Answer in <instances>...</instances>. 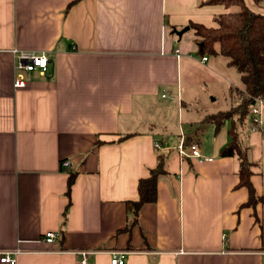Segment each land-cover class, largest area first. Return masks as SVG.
Returning <instances> with one entry per match:
<instances>
[{"label": "crops", "instance_id": "obj_1", "mask_svg": "<svg viewBox=\"0 0 264 264\" xmlns=\"http://www.w3.org/2000/svg\"><path fill=\"white\" fill-rule=\"evenodd\" d=\"M207 1L0 0V264H10L5 251L16 264H78L80 249L98 251L90 264H111L108 250L127 251L126 264H264V205L241 207L239 159L221 154L233 121H203L222 110L209 100L218 78L231 105L244 89L226 58L201 53L190 26L216 27L238 8ZM244 1L264 14V0ZM16 49L47 52L52 72H27L15 87ZM183 68L207 95L184 86ZM239 131L262 195L264 134ZM183 136L213 160L183 159ZM159 150L158 200L132 224L128 201ZM50 231L61 238L47 242Z\"/></svg>", "mask_w": 264, "mask_h": 264}, {"label": "trees", "instance_id": "obj_2", "mask_svg": "<svg viewBox=\"0 0 264 264\" xmlns=\"http://www.w3.org/2000/svg\"><path fill=\"white\" fill-rule=\"evenodd\" d=\"M207 2L238 8L218 16L216 27H206L197 23H191L190 26L196 30L201 53L226 58L229 66L241 75L244 89L242 91L235 89L240 98L238 104L208 114L203 121L215 123L217 127L227 119L233 121L230 129L231 141L222 148L221 154L239 159L240 180L237 187H246L249 191V198L241 207H255L259 203L264 205V194L258 195L252 182L256 163L251 158V148L239 131L240 128L250 124V111L254 98L264 97V14L251 10L244 0H208ZM166 158L167 154L159 150L157 166L150 169L147 177L139 180V200L128 201L129 210L134 215L132 224L138 223L140 211L145 204L155 203L158 200L159 182L167 174ZM74 180L75 176L72 175L68 182L69 196ZM70 205L71 202L67 205L65 217Z\"/></svg>", "mask_w": 264, "mask_h": 264}, {"label": "built area", "instance_id": "obj_3", "mask_svg": "<svg viewBox=\"0 0 264 264\" xmlns=\"http://www.w3.org/2000/svg\"><path fill=\"white\" fill-rule=\"evenodd\" d=\"M14 55L16 57L14 86L17 88L27 85V72L37 71L42 76H48L52 72L50 58L45 51L16 49ZM207 59V56H203L202 60L205 62ZM250 124V129L252 131H259L264 134V97L254 98L250 111ZM159 147L160 145L157 144V148ZM177 149L183 159L197 158L201 162L213 160V157H206L201 153L198 142L188 141L185 136L181 139ZM71 166L72 163L70 160H64L61 163V167L66 171H69ZM61 235V232L50 231L46 233L45 240L47 242H53L61 238ZM97 252L98 251L88 249L76 250L75 253L79 256L78 264H90V254ZM15 253L16 251L3 252L1 261L16 264ZM107 253L110 254L111 264H126L127 251L108 250Z\"/></svg>", "mask_w": 264, "mask_h": 264}, {"label": "rangeland", "instance_id": "obj_4", "mask_svg": "<svg viewBox=\"0 0 264 264\" xmlns=\"http://www.w3.org/2000/svg\"><path fill=\"white\" fill-rule=\"evenodd\" d=\"M186 73H188L187 70H185L183 68L182 74H183V84H184V86L188 87V84L192 83L193 85L190 86V91L191 92H193L194 94H197L198 96L201 95L202 97H203V95H207L208 89L206 88L205 84H203V83L201 84L200 83V80H199L200 76H198V77L195 76V78L192 79V76H190V73H188V75H186ZM237 74H239V73H237ZM190 79H192V80L190 81ZM188 81H190V82H188ZM223 85L225 87V85H226L225 80L218 78V80L216 82V87H215V90L218 93L217 96L214 93L209 94V96H210L209 100L213 101L211 103L212 109H224V108H227V107H229L231 105V104H229L230 103L229 101H230L231 98L227 94H225V96H223L221 94V92H224L223 90H221ZM216 97H217V100H214V99H216Z\"/></svg>", "mask_w": 264, "mask_h": 264}, {"label": "water", "instance_id": "obj_5", "mask_svg": "<svg viewBox=\"0 0 264 264\" xmlns=\"http://www.w3.org/2000/svg\"><path fill=\"white\" fill-rule=\"evenodd\" d=\"M190 29V26H186L184 27L182 30H177L176 33L179 35V36H182L186 31H188Z\"/></svg>", "mask_w": 264, "mask_h": 264}]
</instances>
